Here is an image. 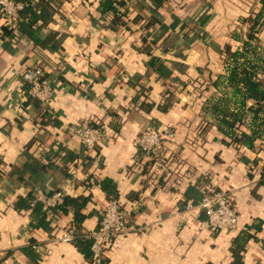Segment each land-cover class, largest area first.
Here are the masks:
<instances>
[{
	"label": "crops",
	"instance_id": "0c3cea01",
	"mask_svg": "<svg viewBox=\"0 0 264 264\" xmlns=\"http://www.w3.org/2000/svg\"><path fill=\"white\" fill-rule=\"evenodd\" d=\"M45 1L53 19L33 27L44 46L0 17V264H89L75 245L53 240L72 213L49 215L51 230L32 229L31 207L58 190L87 196L83 227L94 230L108 202L106 181L128 230L105 264H235L244 232L251 237L241 263L264 264V135L252 148L234 144L215 112L237 108L224 56L242 49L262 0H131L129 15L117 20L102 13L101 1ZM55 36L63 40L53 49ZM259 42L264 48V25ZM39 60L54 85L48 108L23 91L22 74ZM260 82L264 87V68ZM139 85L149 88L150 106L136 97ZM86 120L106 133L93 151L67 129ZM148 126L174 134L160 150L167 171L137 146ZM68 152L77 159L63 169ZM189 188L230 192L239 229H201L205 214L186 210ZM21 198L28 203L19 208ZM32 240L35 259L25 252Z\"/></svg>",
	"mask_w": 264,
	"mask_h": 264
},
{
	"label": "trees",
	"instance_id": "16d2710c",
	"mask_svg": "<svg viewBox=\"0 0 264 264\" xmlns=\"http://www.w3.org/2000/svg\"><path fill=\"white\" fill-rule=\"evenodd\" d=\"M21 1L26 3L24 10L21 12L23 21L18 26H16V28L10 29L12 31L20 30L24 35H27L29 39L41 46H44L45 43L41 42L34 34L33 27L39 20L43 22V25H45L53 19V9H51L52 7L49 6L45 0H36L35 2H31V0ZM252 2L253 0H251V3ZM244 3L248 4V0H245ZM101 4L103 6L102 13L104 15L111 16L114 20H117L122 16L129 15L131 9L133 8H131L129 2L126 0H103ZM117 5L124 8L122 13L119 12ZM263 9L264 1L262 0V10ZM262 10L257 13L255 18H252L250 22L249 34L243 44L242 49L234 53H225L224 56L226 74L225 80L227 85L233 90L237 108H232L230 110H227V108L215 109V112L218 114V116H221L222 118L221 122L225 124L226 128L228 129L232 143L243 144L244 146L250 148L254 147L255 139L261 138L264 135V87L260 82V75L264 68V48L259 42V35L264 25V16L262 14ZM28 19L29 22L26 23ZM62 40V36L59 38L55 36V38L51 41V48H57ZM47 73L46 76L48 75ZM23 88L28 101L33 102L35 105H39L40 102L28 94L30 84L24 82ZM148 91L149 88L145 87L144 85H139V90L137 91L136 96L138 98L144 97L141 103L146 106L149 105L145 102ZM171 97L172 96L169 95L167 97V101H169ZM248 100H252L254 102L252 106L247 107ZM169 105L170 104L167 102L160 108L162 111H166ZM91 124L96 127L99 126L93 122H91ZM243 125L250 128V134L244 133L242 130ZM61 159L63 161V169H67L65 161L74 162L77 159V155L73 152H68L63 154ZM109 184V181H106L103 184V189L107 193L108 201L113 198H118L117 191L114 187L111 186L107 189ZM188 193H194V197L187 204L191 203L195 205L201 201L204 194L207 192L201 194L194 188H189ZM27 203L28 201L26 198H21L19 199L17 206L20 208ZM88 203L89 197L87 196H80L76 198L65 196L63 204L58 206L57 209L63 214L72 213V221L70 224L71 228L75 230L73 245L77 247L79 252L82 253L83 257L88 261L89 264H91V239H87L85 237L87 230H85L83 227V222L88 217V215L85 214L83 210ZM47 217V212L43 209L42 203L36 200L31 207L32 229L41 228L44 230H51L52 226ZM243 231H247V228ZM249 237H251V235L244 232L239 236L238 241L235 242V249H233L235 264H242L241 261L242 255L245 251V243ZM33 245H36L34 240H32L29 247L25 249V252L29 258L35 259V250L32 247ZM103 260L105 264V257Z\"/></svg>",
	"mask_w": 264,
	"mask_h": 264
},
{
	"label": "built area",
	"instance_id": "2783aa9c",
	"mask_svg": "<svg viewBox=\"0 0 264 264\" xmlns=\"http://www.w3.org/2000/svg\"><path fill=\"white\" fill-rule=\"evenodd\" d=\"M35 1L31 0V2ZM97 1L102 2L103 0ZM128 2L132 8V1ZM25 6L26 3L21 0H0V17L4 19L9 28H16L23 21L21 12ZM117 8L120 13L124 11V8L118 5ZM47 69V64L39 60L33 66L28 67L22 74L23 82L30 84L28 94L46 108L51 105L54 93V85L46 76ZM67 129L70 134L79 139L82 146L88 151H93L106 138L104 128L93 126L91 121L88 120L73 123ZM173 135L169 129L163 130L148 126L139 136L137 146L146 158L154 160L159 168L167 171L166 165L160 160V150L163 139L171 138ZM64 197L65 193L62 190H58L50 195L40 194L37 200L42 203L43 209L49 216L59 211L57 208L63 204ZM192 209H198L205 214V219L201 222V229L236 232L240 227V216L234 207L232 195L228 191L209 190L199 203L195 205L190 203L186 206V210L190 211ZM127 230V214L119 198L109 200L99 225L85 234L87 239H91V264H104L103 259L107 250L112 248L117 238L126 233ZM74 238L75 230L71 228V224H67L65 228L60 229L55 234L53 240L72 245ZM32 247L34 250L39 249L38 245H33Z\"/></svg>",
	"mask_w": 264,
	"mask_h": 264
}]
</instances>
